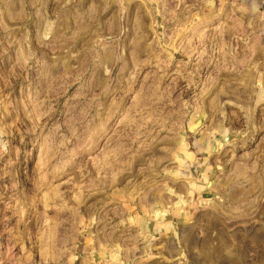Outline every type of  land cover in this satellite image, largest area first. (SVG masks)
<instances>
[{
    "label": "rangeland",
    "instance_id": "1",
    "mask_svg": "<svg viewBox=\"0 0 264 264\" xmlns=\"http://www.w3.org/2000/svg\"><path fill=\"white\" fill-rule=\"evenodd\" d=\"M0 264H264V0H0Z\"/></svg>",
    "mask_w": 264,
    "mask_h": 264
}]
</instances>
